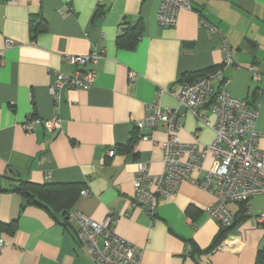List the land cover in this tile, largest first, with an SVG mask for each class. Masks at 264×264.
I'll return each instance as SVG.
<instances>
[{"label": "crops", "instance_id": "crops-1", "mask_svg": "<svg viewBox=\"0 0 264 264\" xmlns=\"http://www.w3.org/2000/svg\"><path fill=\"white\" fill-rule=\"evenodd\" d=\"M160 0H0V264H94L76 239L80 213L97 222L116 219L118 236L142 250L141 264H255L264 247V197L244 204L246 217L223 242L209 248L220 228L207 214L214 197L189 180L158 203L153 216L132 201L135 165L147 163L160 175L166 139L161 127L138 130L145 105L158 103L179 113L177 135L185 144L207 145L214 133L201 125L172 96L185 80L212 68L222 69L223 87L245 99L257 113L255 129L264 131V0H193L181 10L175 27L156 20ZM203 18L217 32L199 26ZM123 20H139L141 37L132 51L116 39ZM222 36L231 49L232 65L223 66ZM12 44L6 48V42ZM92 50L104 56L95 65L96 79L87 91L65 88L58 103L49 95L55 74H71L65 56ZM130 73L134 74L130 80ZM257 74V79H254ZM200 114L212 124L209 102ZM60 120L46 132L23 129L29 118ZM130 149L125 145L131 137ZM114 150L112 158L108 151ZM214 167L208 157L193 179ZM19 182L36 186L76 185L79 194L68 207L65 227L45 210L26 206L11 191ZM87 189V195L80 192ZM71 190V189H70ZM71 194V192L69 193ZM189 207L194 208L191 215ZM233 216L240 204H229ZM60 221V217L58 216ZM199 251L191 253L192 247Z\"/></svg>", "mask_w": 264, "mask_h": 264}, {"label": "built area", "instance_id": "built-area-1", "mask_svg": "<svg viewBox=\"0 0 264 264\" xmlns=\"http://www.w3.org/2000/svg\"><path fill=\"white\" fill-rule=\"evenodd\" d=\"M192 1L160 0L157 23L165 28L175 27L178 13L192 10ZM199 26L206 27L209 34L217 32L203 18L199 20ZM11 44L7 41L6 48ZM221 52L223 66L232 65L231 49L223 36ZM103 56L104 52L97 50L84 56H65L64 60L73 67V72L55 74L49 86V95L55 103H58L59 94L65 88L89 90L96 79V72L88 66L97 64ZM129 78L133 80L134 74L130 73ZM254 79H257V74H254ZM218 81H222L221 68L212 69L193 82L181 83L175 91L161 89L157 92L158 98L164 93L172 96L201 125L213 131L214 138L207 145L180 141L177 135L180 115L177 110L162 108L158 103L145 105V115L135 127L138 130L161 127L166 134V139L160 145L162 173L152 176L148 173L147 163L135 165L132 201L149 215L153 216L158 203L172 197L186 180L214 197L207 214L220 229L228 228L233 223L234 216L228 209L229 204H248L253 197H264V131L255 129L257 113L245 99L231 96L223 87L216 88ZM206 102H209V110L214 117L212 124L200 114ZM38 126L49 133L61 128L60 120L55 117L50 120L29 118L23 124V129L32 132ZM107 154L112 158L114 150H109ZM208 157L213 159L214 167L205 170L202 179H193V174L203 169ZM80 194L87 195V189L81 190ZM68 217L78 222L76 239L94 264H141V248L117 235L113 216L107 215L102 222L78 212ZM255 221L264 225V214L256 217ZM4 245L5 242L0 240V247Z\"/></svg>", "mask_w": 264, "mask_h": 264}, {"label": "trees", "instance_id": "trees-1", "mask_svg": "<svg viewBox=\"0 0 264 264\" xmlns=\"http://www.w3.org/2000/svg\"><path fill=\"white\" fill-rule=\"evenodd\" d=\"M142 25L140 20L134 24L130 25L129 22L123 20L120 24V32L116 39V46L119 49H124L128 51H132L136 48L139 39L141 37ZM215 69V68H212ZM210 69V70H212ZM208 70V71H210ZM206 71V72H208ZM206 72L195 75L194 77H190L185 80H180L181 83H190L193 82L200 77H202ZM136 141V137H131L127 145H125V149H130ZM71 189V190H70ZM1 192L5 190H1ZM13 192L18 193L21 198L24 200V204L21 207V210L26 206H36L42 208L46 212H48L57 223L61 224L65 227L66 215L68 213L67 209L72 204L76 196L79 194V187L76 185H52L46 184L42 186H36L30 184L28 182H19L17 186L13 187L11 190ZM71 192V194H69ZM241 209L238 213L234 215L233 223L228 228H221L217 235L214 237L211 245L204 252L208 253L214 250L217 246H219L223 240L229 235L246 217L244 216V204L241 203ZM194 208L189 207L187 209V214H193ZM58 216L60 217V221L58 220ZM18 217L13 220V222L9 225L0 224L2 228H10L14 229L18 222ZM199 251L194 247H192L191 253H198ZM255 264H264V247L258 251L255 259Z\"/></svg>", "mask_w": 264, "mask_h": 264}, {"label": "rangeland", "instance_id": "rangeland-1", "mask_svg": "<svg viewBox=\"0 0 264 264\" xmlns=\"http://www.w3.org/2000/svg\"><path fill=\"white\" fill-rule=\"evenodd\" d=\"M229 209V208H228Z\"/></svg>", "mask_w": 264, "mask_h": 264}]
</instances>
